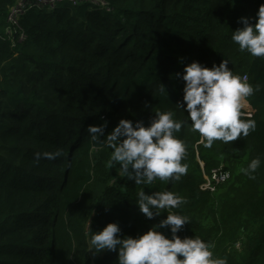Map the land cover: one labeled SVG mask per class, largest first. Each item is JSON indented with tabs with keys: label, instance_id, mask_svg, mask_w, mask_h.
Returning <instances> with one entry per match:
<instances>
[{
	"label": "trees",
	"instance_id": "1",
	"mask_svg": "<svg viewBox=\"0 0 264 264\" xmlns=\"http://www.w3.org/2000/svg\"><path fill=\"white\" fill-rule=\"evenodd\" d=\"M19 1L0 0V264H117V252L92 250L93 232L116 223L122 238H135L169 211L188 217L178 235L209 243L213 259L264 264V57L231 39L264 0H102L109 12L65 0L27 6L13 24ZM225 59L254 90L241 118L256 128L205 148L190 123L182 127L175 135L188 170L179 181L135 184L109 163L111 148L91 142L90 125L107 122V135L121 119L147 126L158 111L184 120L176 74L193 61L211 68ZM257 157L259 168L246 175L242 164ZM225 161L234 167L227 188L203 192L202 173L226 169ZM142 189L185 202L147 219L135 203Z\"/></svg>",
	"mask_w": 264,
	"mask_h": 264
},
{
	"label": "clouds",
	"instance_id": "2",
	"mask_svg": "<svg viewBox=\"0 0 264 264\" xmlns=\"http://www.w3.org/2000/svg\"><path fill=\"white\" fill-rule=\"evenodd\" d=\"M238 22L243 26L232 31L231 39L239 50L247 51L253 57H264V4L255 18L241 17ZM176 76L184 82L182 101L176 105L187 113L184 120L174 119L172 111H158L147 126L143 121L133 123L121 119L107 135V122L87 128L91 142L111 148L109 163L118 164L120 173L135 184L150 185L156 179L179 181L187 174L188 165L181 163L186 146L175 133L189 123L192 132L199 133L205 148H211L215 141L228 144L241 136L247 137L256 128L254 120L241 118L247 114L241 112L242 101L254 90L245 79L233 74L228 60L213 64L211 68L193 61ZM161 91L166 92L163 85ZM57 155L59 153H43L49 160ZM35 157L38 162L41 154L36 153ZM260 164V158H254L242 171L251 176ZM219 169L227 172L222 166L213 170ZM211 171L203 174L210 177ZM137 195L135 203L147 219L160 216V210L175 209L185 202L171 191H155L149 195L142 189ZM187 223V216L169 211L158 225L135 238H122L119 225L109 223L101 231L93 232L90 245L95 253L117 252V264H227L225 259H213L211 245L199 237L181 238L178 235ZM164 228L170 231V238L159 231Z\"/></svg>",
	"mask_w": 264,
	"mask_h": 264
},
{
	"label": "built area",
	"instance_id": "3",
	"mask_svg": "<svg viewBox=\"0 0 264 264\" xmlns=\"http://www.w3.org/2000/svg\"><path fill=\"white\" fill-rule=\"evenodd\" d=\"M61 1H65V0H21L19 1V3L16 6H13L10 9V16L9 19L11 21H13V24H16L18 17L22 14V12L24 11V8L27 6H48V5H52L56 2H61ZM69 1L73 4H76L77 0H66ZM94 5L102 7L105 11L109 12L111 11L110 8H107V5L105 3H103L102 1H98V2H94ZM205 175H204V179H205ZM228 178V173L225 170L219 169V170H212L211 171V176L209 177V180L205 182H203L200 185V189L202 191H208V189H211V187H214L218 184H220L221 182H224L226 179Z\"/></svg>",
	"mask_w": 264,
	"mask_h": 264
},
{
	"label": "rangeland",
	"instance_id": "4",
	"mask_svg": "<svg viewBox=\"0 0 264 264\" xmlns=\"http://www.w3.org/2000/svg\"><path fill=\"white\" fill-rule=\"evenodd\" d=\"M88 1H90L92 4H94V2H98V1H102V0H88ZM102 2L105 3L104 1H102ZM57 5H61V3L60 4H57ZM50 8H51V6H50ZM242 109L243 110H247L248 109V107L245 104L244 100L242 101V108H241V110ZM246 164H247L246 161L242 164L243 165V169H246ZM223 165H225V167L227 169L228 178L224 182H221L218 186H216L215 189H217L218 187H219V189H221V188H227V182L231 179V172L234 170L233 163L231 161H225ZM222 167H224V166H222ZM203 178H204V174H203ZM208 179L209 178L207 177L206 180H208ZM238 248H240V246Z\"/></svg>",
	"mask_w": 264,
	"mask_h": 264
},
{
	"label": "bare ground",
	"instance_id": "5",
	"mask_svg": "<svg viewBox=\"0 0 264 264\" xmlns=\"http://www.w3.org/2000/svg\"><path fill=\"white\" fill-rule=\"evenodd\" d=\"M209 190H212L213 191V187H211V189H209Z\"/></svg>",
	"mask_w": 264,
	"mask_h": 264
}]
</instances>
